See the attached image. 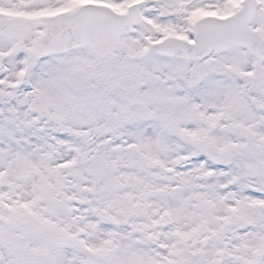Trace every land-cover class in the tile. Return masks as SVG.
Masks as SVG:
<instances>
[{
  "label": "snow or ice",
  "instance_id": "obj_1",
  "mask_svg": "<svg viewBox=\"0 0 264 264\" xmlns=\"http://www.w3.org/2000/svg\"><path fill=\"white\" fill-rule=\"evenodd\" d=\"M0 264H264V0H0Z\"/></svg>",
  "mask_w": 264,
  "mask_h": 264
}]
</instances>
